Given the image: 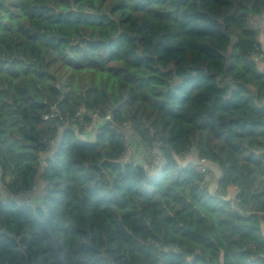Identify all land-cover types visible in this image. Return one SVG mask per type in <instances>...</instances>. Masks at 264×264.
<instances>
[{
	"label": "trees",
	"instance_id": "16d2710c",
	"mask_svg": "<svg viewBox=\"0 0 264 264\" xmlns=\"http://www.w3.org/2000/svg\"><path fill=\"white\" fill-rule=\"evenodd\" d=\"M263 8L0 0V264H264V70L250 24ZM100 106L162 143L159 177L124 159L107 123L93 142L71 128ZM193 147L217 185L200 188ZM38 177L40 204L3 198Z\"/></svg>",
	"mask_w": 264,
	"mask_h": 264
},
{
	"label": "built area",
	"instance_id": "2783aa9c",
	"mask_svg": "<svg viewBox=\"0 0 264 264\" xmlns=\"http://www.w3.org/2000/svg\"><path fill=\"white\" fill-rule=\"evenodd\" d=\"M254 17H258V18L264 17V8L262 9L260 15L253 16L252 18H254ZM252 18H250V24L255 29L253 23L251 22ZM254 56H255L257 61L264 63V48L261 45L256 46L254 48ZM59 115H60L59 108L57 105H55L52 108V115L51 116L50 115L45 116L44 120H49V119L53 118L54 116H59ZM86 117H88L91 120L90 124H95V123L100 124L101 122L107 123L109 125L110 130H112L114 133H116L117 136L123 142L124 156L126 157V156L130 155V153L133 151V145H132V141H131V133L133 132L134 129H133L132 123L121 122V121L115 119L113 116V113L110 109H107V108L100 106V107L92 108L91 110H88V111H86L84 109L79 110L76 113L75 120H78L81 123V125L77 126L75 128V130L82 131V130H86L88 128V126L90 124L84 123V119ZM69 126H70V124H69ZM71 128H73V126ZM59 145H60V142H57V138L48 141L47 147H46V152L48 153V155L50 157L44 161L41 160V166H42L41 170L47 165V161L56 152ZM161 146H162V143H160V142H155L151 146L146 144V150H147L149 156L151 157V164H150L149 168H150V170L155 172L156 177H159L162 174L163 168L166 164L165 155L160 150ZM196 151H197L196 148L193 147L190 150V152H188L184 155V158L188 159L189 156H191L192 153H196ZM205 163H206L205 160L200 159L199 163L191 164V166L200 175L203 176V181L200 184L201 189L208 188L209 185L213 184V180H214V174H213L212 170ZM35 189H36V187H34L33 190H35ZM49 191H50L49 185L45 184V188L42 192L41 200H43L44 198H46L48 196ZM24 203H29V202L25 201ZM4 204H5V202H4ZM233 208L235 209L234 205H233ZM28 236L29 235H27V237ZM20 239H21V237H19L17 239V242H19ZM16 252H19L22 255H25L26 254V247L20 245L19 248L16 250Z\"/></svg>",
	"mask_w": 264,
	"mask_h": 264
},
{
	"label": "crops",
	"instance_id": "0c3cea01",
	"mask_svg": "<svg viewBox=\"0 0 264 264\" xmlns=\"http://www.w3.org/2000/svg\"><path fill=\"white\" fill-rule=\"evenodd\" d=\"M251 22L253 23L254 27L256 30L259 31V43L260 45L264 48V17L258 18L254 17L251 19ZM262 64V69L264 70V63L260 62ZM99 126L101 124H90L86 130H82L79 135H81L82 140L88 141V142H93L96 138V135L99 132ZM78 132V131H76ZM62 139V134L58 136L57 142H60ZM131 141L133 145V151L130 153V155L126 156L127 161L129 162H135L141 166H144L146 168H149L151 164V157L149 156L147 150H146V144L145 142L135 133H131ZM50 156L48 154L42 155L41 160L44 161L48 159ZM200 159L197 156V153H192L191 156H189L188 159H186V163L190 164H197L199 163ZM206 164V163H205ZM213 172L215 175V182H213V185H217V181L219 178H217V174L215 171L208 165L206 164ZM45 188V183L43 182L41 177H38V180L36 181V189L33 191H28V192H22L18 196H14L17 199H14L15 201L18 202H24L27 201L32 204H40L41 202V197H42V192ZM2 192H3V198H11L13 200V196L7 191V189L2 187Z\"/></svg>",
	"mask_w": 264,
	"mask_h": 264
},
{
	"label": "rangeland",
	"instance_id": "374dc122",
	"mask_svg": "<svg viewBox=\"0 0 264 264\" xmlns=\"http://www.w3.org/2000/svg\"><path fill=\"white\" fill-rule=\"evenodd\" d=\"M67 126V125H66ZM68 127V126H67ZM77 127V126H76ZM75 125L73 126V128H76ZM78 132H80L79 130H77ZM213 182H215V180H213ZM12 195V194H11ZM14 197V195H12ZM13 199H17L16 197H14Z\"/></svg>",
	"mask_w": 264,
	"mask_h": 264
}]
</instances>
